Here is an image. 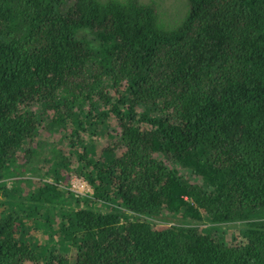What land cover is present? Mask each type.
I'll list each match as a JSON object with an SVG mask.
<instances>
[{
  "label": "trees",
  "instance_id": "1",
  "mask_svg": "<svg viewBox=\"0 0 264 264\" xmlns=\"http://www.w3.org/2000/svg\"><path fill=\"white\" fill-rule=\"evenodd\" d=\"M187 1L0 0V264H264V0ZM43 127L94 197L5 186Z\"/></svg>",
  "mask_w": 264,
  "mask_h": 264
},
{
  "label": "rangeland",
  "instance_id": "2",
  "mask_svg": "<svg viewBox=\"0 0 264 264\" xmlns=\"http://www.w3.org/2000/svg\"><path fill=\"white\" fill-rule=\"evenodd\" d=\"M146 1L149 2V0ZM154 1L157 3L161 20L168 25L181 21L188 11L187 0ZM46 128L47 127L41 128V131L45 133L44 138H41L34 143L35 147H38L37 150L39 154L33 155L32 158H23L20 160L21 166L19 171L22 173V175L20 177L11 176L10 178L6 179L4 183L8 189H12L17 184L16 181L19 178L32 179L35 181L37 180V182H40V180H45L50 183L58 182L55 180L52 171H49L48 160L50 159L49 157L51 155H54L56 158H62L64 156L63 154L66 153L68 149L66 148V142L62 139V134H51L46 131ZM117 131L120 133L119 129H117ZM40 141L41 144H39ZM76 160V158H72V163L74 165L71 163L73 165L71 168L67 166L60 167V169L57 170L58 175L56 173V176L60 179L58 185H61L64 188L68 187L69 191L75 193L79 197H94L95 191L92 189L91 185L80 174L77 173ZM58 161L60 162L61 159H58ZM180 169L182 171V175H190V172L182 170V168ZM36 186H38V184L34 183L32 188L34 189ZM23 188L24 196H27L29 194L30 188L27 187L26 184L23 185ZM186 200H188V198H186ZM0 201H6L2 191H0ZM255 218L257 220H264V208L256 211ZM150 221L159 228H162L165 225H178L173 222L167 223L160 219H150ZM209 225V222H205V225H201V223H194L189 227L203 229L204 226H206V231H212L215 235L223 237V239H225V241H227L229 244H246L248 242L246 233L251 228V226L246 221L224 224L215 227H211Z\"/></svg>",
  "mask_w": 264,
  "mask_h": 264
}]
</instances>
